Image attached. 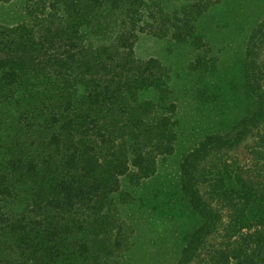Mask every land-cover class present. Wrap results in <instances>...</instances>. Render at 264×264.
I'll return each instance as SVG.
<instances>
[{
  "label": "trees",
  "instance_id": "obj_1",
  "mask_svg": "<svg viewBox=\"0 0 264 264\" xmlns=\"http://www.w3.org/2000/svg\"><path fill=\"white\" fill-rule=\"evenodd\" d=\"M21 1L22 20L0 24V264H140L122 210L180 132L169 69L138 58L135 44L147 35L187 45L197 52L190 69L205 74L201 16L230 0L171 13L164 0ZM82 28L108 44L90 47ZM243 79L252 113L227 135L202 137L180 166L187 206L169 203L186 226L177 264H264V231L223 250L208 244L217 230L235 237L264 225V191L227 162L248 139L264 160V14L245 43ZM216 201L230 206L226 220Z\"/></svg>",
  "mask_w": 264,
  "mask_h": 264
},
{
  "label": "rangeland",
  "instance_id": "obj_2",
  "mask_svg": "<svg viewBox=\"0 0 264 264\" xmlns=\"http://www.w3.org/2000/svg\"><path fill=\"white\" fill-rule=\"evenodd\" d=\"M199 0H164L166 12H173ZM264 14V0H230L201 16L199 32L210 47L209 68L205 74L192 72L191 63L197 52L178 45L169 38L157 39L142 35L134 51L140 59L159 60L170 71L172 101L177 105L179 138L172 156L160 161L154 178L135 189L129 188L132 204L122 212L135 228L137 242L135 253L143 256L140 264H177L181 248L180 238L185 233L179 226V218L169 210V203L187 206L180 192V166L196 148L202 137L210 134L227 135L237 128L253 111L248 107V97L243 91V61L248 35ZM22 1L13 0L0 4V24L13 26L22 20ZM81 33L90 47L107 45L89 29ZM260 129L264 139V111L260 113ZM250 139L237 143L228 163L234 171L262 197L264 191V160L258 158ZM177 185V189H176ZM216 215L226 220L230 206L216 201L212 205ZM190 211V208L188 209ZM186 212V210L184 209ZM187 213V212H186ZM264 231L257 221L244 227L235 237H226L217 230L208 239L216 249L226 242L235 246L246 235ZM232 246V247H233ZM223 250V249H222Z\"/></svg>",
  "mask_w": 264,
  "mask_h": 264
}]
</instances>
